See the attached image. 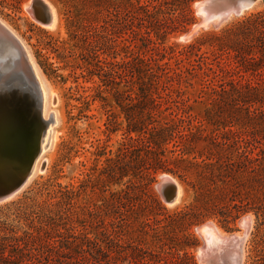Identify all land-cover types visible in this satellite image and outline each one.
<instances>
[{
	"label": "rangeland",
	"instance_id": "1",
	"mask_svg": "<svg viewBox=\"0 0 264 264\" xmlns=\"http://www.w3.org/2000/svg\"><path fill=\"white\" fill-rule=\"evenodd\" d=\"M47 1L58 13L55 29L32 19L28 13L32 0H0V22L22 42L57 97L55 106L49 104L45 119L41 115L46 125L40 126L39 135L54 128L53 142L38 162L39 170L43 164L45 168L36 171L19 194L0 204V237L11 228L20 236L28 231L42 239L72 235L75 239H69L68 250L63 252L75 264H93L106 252L117 264H214L209 252L208 261L199 259L203 241L196 232L211 223L227 237L241 233V264H264V172L252 174L250 164L236 165L243 154L264 162V120L253 114L254 109H262L264 96L257 100L247 94L219 98L210 90L215 82L204 77L212 68L224 82L242 79L264 85V71L262 76L254 73L264 66V54L257 47L264 35H256L253 45L244 41L240 46L230 36L229 47L241 48L256 59L241 70L230 63L233 59L226 52L213 54L210 45L243 21L264 13V1H256L241 16L231 17L217 30L200 32L188 42L179 38L199 22L195 4L203 0L189 4L192 23L184 31L165 37L152 32L151 42L124 28L125 5L136 0ZM135 30L147 38L143 28ZM128 38L132 45L125 41ZM129 45L142 59H148L154 71L158 65L172 75L188 67L196 74L189 84L173 81L183 96L167 97L160 84L154 82L150 87L136 72L126 77L122 64L129 60L125 50ZM191 46L209 60L195 57ZM21 58L23 61V54ZM219 65L229 73L219 72ZM221 85L216 86L219 92ZM35 90L39 104L37 85ZM182 100H189L192 129L205 130L202 137L195 136L191 146L182 152L177 141L166 136L161 151L144 153L130 141L141 137L142 128H152L148 114L155 103L162 104L161 116L152 115V121L166 127V122L177 121L175 113L166 108L177 112L176 106H182L176 102ZM51 110L57 115L56 125L48 114ZM228 130L239 133L228 134ZM155 154L166 165H157ZM218 160H227L233 167L227 172L219 171L218 165L205 169V164L216 165ZM154 170H158L156 174ZM163 176L173 178L181 188L175 205L165 203L157 190ZM17 203L23 205L20 214L15 208L7 209ZM245 217L251 220L247 234L239 224ZM113 227L122 232L116 235L124 247L121 253L103 242L107 239L103 233H110Z\"/></svg>",
	"mask_w": 264,
	"mask_h": 264
},
{
	"label": "trees",
	"instance_id": "2",
	"mask_svg": "<svg viewBox=\"0 0 264 264\" xmlns=\"http://www.w3.org/2000/svg\"><path fill=\"white\" fill-rule=\"evenodd\" d=\"M141 1L142 0H136L135 3L128 2L125 5V9L123 11L125 12L124 28L125 30H127V32L130 31L134 36H138L141 39L144 38V40H148V42H151L149 36L152 32L156 33V35L162 34L165 37L173 33L184 31L192 23V19L190 18L189 13H187V8L193 0ZM118 14H120V11ZM137 27L143 28L145 30L144 35H146L147 38H145L142 34L140 35V33L135 30V28ZM259 34L264 35V13H260L253 18H249L243 21L233 30L227 31L223 38L216 37V43L213 44V41L210 45L213 49V54H219L217 52H226V55L233 59L230 63L235 65L238 70H241L240 67L247 66V63L254 64L256 62V59L253 58L251 54H246L241 48L239 50H233L231 47H229V38L230 36H232L234 38V41L232 42L237 46H240V44L243 45L244 41H246L249 45H253L255 36ZM125 41L127 43H131L132 45L133 40H131L130 38L126 39ZM257 44L259 45L257 47L260 52L264 54V42L258 40ZM131 45L125 46L126 56L129 60L123 62L122 64L124 73L127 75L126 77H133V73L136 72L139 75L138 77L143 82L145 79L149 81L150 87L154 86V82L157 83L156 85L160 84V89H162L163 92L167 93V97L171 98L174 94L182 97V89L179 86L175 88L173 86V81L176 80L179 83L189 84L190 79L196 77V74H191L188 67H184V69L179 70V72H173L172 75L164 73L165 71L163 67L158 65L156 66L157 71H154V69L151 67V64L148 63V59H142V57L138 55V53L132 51ZM190 48L193 53L196 52L194 56L198 57V59L204 58L207 61L209 60V57L206 56V53V57L197 55V51H200L198 47L191 46ZM223 48H229L235 54H232L231 51L228 52L227 49ZM190 64L191 63L189 62V66H192ZM143 67L145 68V70ZM261 70L264 71V66H259L254 71L255 76L257 72L258 76H262ZM219 72H221L222 74L229 73L220 65ZM190 74L192 76L188 77ZM204 74L205 78L209 79L212 83L215 82L210 90L215 96L217 95L219 98H224L225 96L242 98L245 94H247L249 95L248 97H251L252 99L256 98L257 100V96H264V85L255 86L250 81L243 82L242 79L224 82L223 78H221L220 75L212 68H208V72H204ZM220 84H222V90L219 92L216 90V86ZM227 87L229 88L227 89ZM157 90L158 89H156V91ZM188 101L189 100H182L181 102H176V105L179 104V106H182H176L178 110L177 112L172 111V108H166V110L175 113V116L177 117V121L166 122V127H158L154 123L159 122L152 121L154 120L152 115H154L155 117L161 116L162 104L160 102L155 103L148 114V118L151 119L150 126L152 128H142L140 133L141 137H139L137 140L130 138V141L137 143L140 148L143 149L144 153H151L152 150L159 152L161 151L163 144L165 143V141H163L165 140L164 138L166 136H169L172 140L177 141V147H180V151L183 152L189 145L191 146L195 136L202 137L205 131L201 130L200 128L192 129V124L190 123L191 115H189L188 113V111L190 110ZM262 106L264 107V104H262ZM263 107L262 109H254L253 114L255 116L258 115L262 117V119L264 120ZM192 130H195V132L193 133ZM188 131L190 132L187 133ZM128 133L130 134L129 130ZM227 133L233 135L238 134L239 132L228 130ZM155 155L157 156L155 160L157 162V165H166L167 162L163 161L160 155ZM255 162H259L260 165H255ZM262 162L263 161L261 158H249L245 156V154H243L241 155L240 162L236 165L245 167V164L248 163L250 164L251 173L257 174L260 173V171L264 172V162ZM217 165L219 166L217 167V169L222 172H227L231 167H233L227 160L223 162L221 160H218L216 165L205 164V169L212 170ZM149 169L151 168H145L146 171H149ZM157 171L158 170H154V173L156 174ZM10 208H15V212H19L20 214L23 210V205L22 203H17L11 205V207H7L8 210H12ZM8 231H10L9 234H4V236L0 237V264H75L76 262L72 257H70V255L63 252L65 248L68 250L67 245L71 243L70 240L74 238V236L72 235H70L69 237L59 236L60 240H53L42 239V237L38 236V234L35 235L34 233L28 231L24 232L22 236L18 235V233L16 231H13L12 228ZM118 233L122 232L120 231V229L118 230L113 227L110 233H103L107 238L103 240V242H105V244L111 245V249L114 248L116 253H121L124 247L121 244V241L116 239V235ZM95 246L96 249L101 250V245L95 243L94 247ZM103 255H105V258H95L93 264H117L116 259L113 258L110 253L106 252Z\"/></svg>",
	"mask_w": 264,
	"mask_h": 264
},
{
	"label": "water",
	"instance_id": "3",
	"mask_svg": "<svg viewBox=\"0 0 264 264\" xmlns=\"http://www.w3.org/2000/svg\"><path fill=\"white\" fill-rule=\"evenodd\" d=\"M256 1L258 0H203V14L199 16V22L179 39L182 42L191 41L196 36L193 29L197 25L217 30L229 22L231 17L241 16L248 10L247 5ZM199 8L200 6H195L196 13ZM28 13L41 26L52 23V15L42 0H32ZM22 54L23 48L18 40L9 41L0 35V63L3 64L0 67V204L11 200L27 186L39 155L37 136L41 131L40 126L46 125L41 119V101L39 98L38 104L36 82L31 68L24 62L20 66L18 64ZM44 168L45 164L41 170ZM157 190L165 203L175 204L178 187L172 181L161 177ZM243 220L244 218L239 223ZM204 228L211 229L213 226L208 223L196 230L203 241L199 250L207 247L201 234ZM229 240L233 243L235 241L234 237Z\"/></svg>",
	"mask_w": 264,
	"mask_h": 264
},
{
	"label": "bare ground",
	"instance_id": "4",
	"mask_svg": "<svg viewBox=\"0 0 264 264\" xmlns=\"http://www.w3.org/2000/svg\"><path fill=\"white\" fill-rule=\"evenodd\" d=\"M42 1L47 6L50 14L52 15V23L49 26H44V27L49 28V29H55L59 23V17H58L57 10L52 3H49L47 0H42ZM253 4H248L247 8L249 6H252ZM195 6H196V8H198L200 6L197 13L199 16L202 15L203 14L202 7H201L202 2L195 4ZM202 26L203 25H197L196 27H194L193 30L196 32V35H198L200 32H204V31H208V30L212 29V28H208V27L203 28ZM0 33L3 36H7L9 38V41H11V40L15 41V39L18 40L19 44L23 48V58L25 60L23 59V61H22V59H21L19 66L24 62V64H27L31 68V71H32L31 73L34 76L36 85L39 89L38 92H39L40 100H41V115L45 119V117L47 116V112L49 110V104H51L52 106H55L57 104V97H56L55 93L51 90L49 84L43 79L37 65L34 63V60L31 58V55L28 54V52L24 48L22 42L14 35V33L9 31L7 27L3 26V24L1 22H0ZM36 96H37V94H36ZM50 113L52 114V122L54 125H56L57 124V115H56L54 110H51V112L49 111L48 114H50ZM51 125H52V123H51ZM53 132H54V128L52 126V127H49L47 129V131L45 132L44 135H42V136L38 135L37 136V138H38L37 148L39 151V155L37 156V158L35 160L32 176L34 175V173L36 171H38V172L43 171V170H41V168L39 170L38 162H39L40 158L42 157V155L44 154L45 150L47 148H49L50 145L52 144L53 138H54ZM35 138H36V135H35ZM162 178L169 179L170 181L173 182V184H175L174 181L172 180L173 178L171 179L170 177H165V176H163ZM175 185L178 187L177 200L175 202V204H176L178 202V200L180 201V197L182 195V192H181L180 186H178L177 184H175ZM175 204H170V205H175ZM239 224H240L241 228L243 229L244 234L249 233L248 231L250 230L251 220L248 217H245V219ZM212 226H213V228H211V229L210 228H204L202 230L201 234H202V237L205 239L207 247L205 250L201 249V251L198 254L199 259L201 261H204L205 257L209 256L208 255V252H209L212 255V261H214V264H220L219 261H223V262H221V264H241V261H242L241 244L243 242L242 238H241V236H242L241 233H237L234 236L227 237V235L225 233L221 232L218 228H216L217 226H215L214 224H212ZM232 237H234V239H235L234 243H233V241L231 242L229 240ZM217 251H219L218 254L216 253ZM206 261H208V260H205V262Z\"/></svg>",
	"mask_w": 264,
	"mask_h": 264
}]
</instances>
